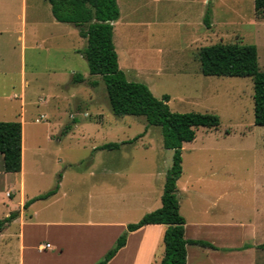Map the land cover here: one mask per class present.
<instances>
[{
	"label": "rangeland",
	"instance_id": "374dc122",
	"mask_svg": "<svg viewBox=\"0 0 264 264\" xmlns=\"http://www.w3.org/2000/svg\"><path fill=\"white\" fill-rule=\"evenodd\" d=\"M137 4V0H131L126 5L132 10ZM179 5L176 0H158L134 14V17L145 16L157 21L150 26L152 31H144V35L149 38L148 44H154L156 53L159 47L162 54L153 57L146 51L138 57L127 55L126 60L135 74L127 76L130 80L146 83L157 97L168 94V104L174 112L208 111L220 117L217 128L201 126L193 141L183 143V172L178 181V196L188 218L187 236H210L208 227L194 219L198 216L194 209L207 206L210 216L225 218L222 219L226 225L224 243L246 242L243 248L254 240L264 243L263 237L250 238L247 229L242 227L249 222L241 221L257 214L259 219L262 216L264 219V126L255 123L253 77L204 75L202 72L191 77L160 72L161 67H197L199 63V60L194 62V57L199 59L201 47L191 50L189 44L194 34L182 24L192 15ZM52 14L48 0H29L24 49L18 38L20 32L0 31V121H20L23 98L26 101L23 189L20 173L3 170L0 153V220L12 211H19L24 204L21 200L26 201L59 185L61 192L54 200H37L34 210L39 215L36 218H60L62 206L77 219H91L95 209L103 208L115 209L118 217L125 207L129 213L124 217L137 222L143 217L139 215L141 211L153 208L161 198L174 152L163 146L161 126H148L143 116L114 114L104 80L100 75H92L84 56L72 50L73 47L83 50L87 39L80 36L73 23L53 22ZM10 17L13 21L15 16ZM210 17L213 24L209 39L204 32L195 34L204 38L200 39L205 40L204 45L218 42L255 44L259 65L264 70V13L255 9L254 0H211ZM16 20L21 24V20ZM37 20L41 23L38 26L35 25ZM131 29L125 31L127 41L123 43L127 50L131 43L140 41L143 44L136 29ZM47 35L59 38L44 43ZM119 61L123 68L122 53ZM153 68L157 74L147 75ZM74 72L82 73L87 81L75 82ZM14 93L17 97H13ZM57 136H63L60 143ZM137 136L120 149L101 148L105 143L128 141ZM103 168L112 172H104ZM198 177L201 183L217 189L226 188V193L215 205H199L187 199L186 186L197 182ZM34 210L28 214H33ZM25 213L22 219H28ZM231 216L237 219H229ZM32 228L26 226L25 239L20 240L19 220L7 225L0 235V264H21V257L25 259L24 264L62 263L53 257V251L42 253L38 247H29L38 246L46 239L42 226L37 230ZM78 230L89 236L95 232L92 227H78ZM162 238L156 244L157 259L164 253ZM135 239L131 242L133 250L123 256L129 260L124 264H135L136 257L141 256ZM22 243L26 245L21 249ZM81 243L87 250H83L80 261L74 264H91L100 247L90 245V238ZM152 244L146 243L147 248ZM145 255L148 250L142 253ZM103 256L98 257L97 262ZM259 264H264V257Z\"/></svg>",
	"mask_w": 264,
	"mask_h": 264
},
{
	"label": "trees",
	"instance_id": "16d2710c",
	"mask_svg": "<svg viewBox=\"0 0 264 264\" xmlns=\"http://www.w3.org/2000/svg\"><path fill=\"white\" fill-rule=\"evenodd\" d=\"M53 16L60 22L74 23L80 35L87 39V46L81 50L87 60L92 75H100L107 88L109 102L117 116H143L148 126H161L163 146L173 150L172 166L166 173L162 194V206L147 212L139 221L131 222L117 238L114 245L96 264H107L126 245L128 234L148 224H164V253L155 264H187V246L198 245L206 248L217 247L202 239L186 236V219L180 212L177 182L183 172V143L196 138L201 126L220 125V117L213 112H174L168 101L170 96L157 97L150 87L140 81L129 80L120 67L119 56L114 43V21L119 18L117 0H48ZM255 9L264 13V0H254ZM210 27V12L205 17ZM201 72L216 76H252L254 80L255 123L264 126V70L259 65L258 49L255 44L241 42H218L202 46L198 51ZM75 82L84 81L82 73L74 75ZM141 136V135H139ZM109 142L102 146L107 149H120L125 143ZM23 127L21 121H0V153L3 155V170L17 173L22 169ZM59 185L45 193L28 199L24 207L41 199H48L58 191ZM19 216L12 211L0 220V232ZM250 247L249 244L245 245ZM264 249V243L258 245Z\"/></svg>",
	"mask_w": 264,
	"mask_h": 264
},
{
	"label": "crops",
	"instance_id": "0c3cea01",
	"mask_svg": "<svg viewBox=\"0 0 264 264\" xmlns=\"http://www.w3.org/2000/svg\"><path fill=\"white\" fill-rule=\"evenodd\" d=\"M128 1L131 0H117L119 9H120V15L117 20H115L114 23V43L118 56H121V53L123 55V58L125 60V68L123 69L121 66L123 65L122 61H119V64L121 63L120 67L126 71V75L128 73L133 74V69H131L130 65L128 64V60H126V57L128 56H133V57H138L145 55L146 51H149V54L152 55L153 57L159 54H162V50L158 47L157 50L158 53H156V47H154V44H148L147 41L149 38L144 35V31L151 32L152 28L150 26H153L157 23L156 20L153 18L151 19H146L145 16H139V17H134V14H137L138 11L143 9L144 7L151 5L153 6L154 3L158 0H137L138 4L135 6V8H132V10H129L127 8V3ZM176 2L180 3V7L182 5L186 7L190 14L192 15L188 21H182V24H186L194 34V39L191 41L190 48L192 51H195L196 49L205 46L204 42L205 40H200L204 39L202 37H198L197 33H205V36L207 37L206 39H209V31L212 27H208L205 24V17L208 15L210 12V4L211 0H176ZM124 5V6H123ZM28 7H29V0H0V31L1 32H7V31H17L18 33L20 32V35L18 36L19 39H21L22 42V48L26 47V27H27V14H28ZM19 9V12H16V9ZM14 15V20L12 21V16ZM53 16V14H52ZM9 17V18H8ZM53 22H60L58 21L54 16L52 17ZM16 19L21 20V24L17 22ZM18 23V25H17ZM62 23V22H61ZM68 23V22H64ZM180 23V22H175ZM189 23V24H187ZM34 24V23H32ZM40 21H35V25L38 26L40 25ZM74 24V23H73ZM213 24V21H212ZM18 27H17V26ZM74 27L78 29V32L80 34L79 27L74 24ZM119 27V28H118ZM136 29L138 32L139 38L143 41V44L139 43H131L129 46V50L124 45V41H127V35H125V31L127 30H132L131 28ZM37 28V27H36ZM3 29V31L1 30ZM35 30V29H34ZM118 30H120L118 32ZM132 32V31H129ZM48 36V35H47ZM81 36V35H80ZM151 36V34L149 35ZM131 37V36H130ZM129 37L128 41L131 40ZM204 37V36H203ZM59 36L53 37L48 36L46 40H43L44 43L46 42H51L53 39H58ZM133 39V38H132ZM135 39V38H134ZM141 41V42H142ZM73 52L76 54H82L81 49L77 47H73ZM151 50V51H150ZM128 55V56H127ZM157 57V56H156ZM197 58L194 57V62H196ZM160 72H165L166 74L178 76V75H183V76H196L201 73V66H200V61L196 66L193 67H164V68H159ZM76 72L73 74V80H74V75ZM157 72L153 68L150 70V72L147 73V75H156ZM128 77V76H127ZM130 80V79H129ZM84 81H87V78L85 77ZM82 81V82H84ZM27 84V81H25V85ZM24 93V92H23ZM17 94H13V97H17ZM22 111L19 114V117H21L20 121L22 122V127H23V152L25 149L24 146V131H25V122L23 120V112H24V106L26 105V101H24V98L22 100ZM38 120V119H36ZM57 142L60 143L63 140V136H57L56 137ZM50 141L53 139L50 138ZM106 144V143H105ZM104 145V144H103ZM102 145V146H103ZM101 146V148H102ZM102 149H107V148H102ZM113 150V149H109ZM23 152H22V169L20 172L21 179H20V186L21 189H23V179H22V174L24 173V160H23ZM3 167V166H2ZM102 171L104 172H112L109 168H103ZM182 176V175H181ZM180 179V178H179ZM200 180L201 178H197V182L192 183V184H187L186 189L188 191L187 194V199L190 202L196 203V204H201L205 203L207 205H215L216 202L223 197V195L226 193V188L224 189H217L216 186L207 184V183H201ZM179 181V180H178ZM178 185V182H177ZM228 188V187H227ZM53 189V188H51ZM178 194L180 193V188L178 185ZM50 190V189H49ZM48 191V190H47ZM45 191V192H47ZM43 192V193H45ZM61 192L60 187L58 188V191L48 199H42L38 201H45V202H50L54 200V198ZM42 194V193H40ZM39 195V194H38ZM36 196V195H34ZM32 196V197H34ZM31 197V198H32ZM212 197V199H210ZM30 199V198H29ZM28 200V199H27ZM26 200V201H27ZM180 200V212L183 216H185V219L187 218V215L182 211V200ZM24 200H21V203L25 202ZM35 201L32 203L28 208L24 207V204L20 206L19 209V216L14 219L12 222L18 221L20 222V230H19V239L23 240L24 235H25V227L28 226L33 227L35 230L42 226V229L45 231V241L40 242L39 245H29V247H33V249H36L38 247L39 252H44L48 253V251H53L52 255L55 259L58 261H62L61 264H74L80 261V256H83V250H87L86 247L83 246L81 243V240L83 239H88L90 238L92 240V243L90 245H93V247H96L99 245L98 249V256L93 259L91 264H95L97 260L99 259L98 257L103 256L116 242L117 238L126 230L127 225L131 223L134 219H127L124 217L127 215L129 210L126 211L125 207L122 208V216H115V209L112 208H103V209H95V214L92 215L91 219H77L73 218L70 213H67L66 210H64L65 206H62V210H60V218H49V219H38L36 216L39 215V212L34 210L35 204L38 202ZM49 205V203H45ZM140 204V203H139ZM144 204V203H143ZM162 206V195L161 198L159 197L157 200V204L153 206V208H148L149 210L145 209L142 210L139 215H145L149 211H153L159 207ZM113 207V206H112ZM34 210L33 214H28L29 211ZM197 213L198 216L194 217V219H198L197 223L200 222L203 226L208 227L210 236H207V238L202 239L199 236H192L190 239H202V240H210L209 242L213 243L217 249L214 248H206L198 245H188L187 246V264H259L261 261V258L264 257V249L258 247V245L262 244L259 242V240H254L253 242L249 243L252 246L249 248H243L244 243H224V229H225V221L222 219H225L224 217L220 218L219 216H210L209 212L207 211V206L202 208L200 207L199 209L196 208L194 209ZM147 211V212H146ZM26 212V213H25ZM26 214L25 216L28 219H22L23 214ZM253 216V215H252ZM53 217V216H52ZM117 217V218H115ZM229 219H237L234 216L229 217ZM233 221V220H232ZM241 221H248L249 225H243V228L247 229L248 235L252 239H258L259 237L264 238V219L263 216L261 219H259L258 214L253 216L252 219H243ZM11 222V223H12ZM186 236L188 235V222L186 221ZM9 225V224H8ZM7 225L5 226V228ZM78 227H92L94 228L95 232L91 236L87 233H82L78 230ZM4 228V229H5ZM32 228V229H33ZM3 229V230H4ZM33 229V230H34ZM166 229V225L164 224H148L145 225L135 231H132L128 234V240L125 246H123L117 254L107 263V264H124L125 262H128L127 257H123L126 252H130L133 250V244L131 242L135 239V244L137 245V252L141 253L140 255L142 256V253H145L146 250H148V255L145 256H137L135 264H155L156 259V244L158 240L163 236V233ZM2 230V231H3ZM0 232V235L2 233ZM33 234L35 233L32 232ZM142 235V238H139V236ZM187 238H189L187 236ZM207 240V241H208ZM99 242V243H98ZM151 242L153 243L150 249L147 248L146 243ZM21 246V249L25 247L24 243ZM89 246V245H88ZM149 247V244H148ZM144 255V254H143ZM218 260H214L215 257H220ZM214 258V259H213ZM213 259V260H211ZM126 260V261H125ZM56 261V260H55ZM131 261V260H130ZM25 263V259L21 257V264Z\"/></svg>",
	"mask_w": 264,
	"mask_h": 264
}]
</instances>
